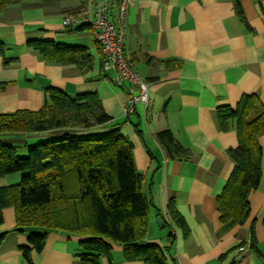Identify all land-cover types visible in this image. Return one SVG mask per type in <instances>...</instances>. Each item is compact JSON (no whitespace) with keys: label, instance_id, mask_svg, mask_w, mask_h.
Masks as SVG:
<instances>
[{"label":"crops","instance_id":"obj_1","mask_svg":"<svg viewBox=\"0 0 264 264\" xmlns=\"http://www.w3.org/2000/svg\"><path fill=\"white\" fill-rule=\"evenodd\" d=\"M91 2L23 0L0 11V42L8 48L0 54V112L40 109L49 86L70 95L98 92L111 124L118 123L134 144L143 191L152 202L146 241L163 247L169 264H264V134L262 178L248 197L250 217L243 224L228 225L217 203L235 165L228 150L238 145L235 127H224L218 109L235 107L244 94H256L264 103V0H240L245 22L232 0H134L127 15L124 54L148 82L150 100L138 104L130 116L125 112L130 83L117 85L116 70L103 68L104 54L93 28L62 26L64 16L81 14ZM30 39L86 46L94 65L46 61L27 46ZM164 129L191 149L192 157L169 159L156 138ZM19 181V174L6 175L0 177V186ZM171 201L184 217L187 233L173 224ZM3 216L0 264H30L21 247L29 244V230L42 228L18 230L14 207L4 208ZM252 229L258 250L251 246ZM82 240L60 229L49 230L44 248L32 251V262L92 264L78 256ZM111 247L110 256H101L99 264H150L142 257L127 258L122 244Z\"/></svg>","mask_w":264,"mask_h":264},{"label":"trees","instance_id":"obj_2","mask_svg":"<svg viewBox=\"0 0 264 264\" xmlns=\"http://www.w3.org/2000/svg\"><path fill=\"white\" fill-rule=\"evenodd\" d=\"M21 1L0 0V11ZM232 1L245 22L240 0ZM27 46L46 61L81 68L94 65L86 46L48 39H30ZM7 49L0 42V54L5 55ZM218 116L224 127L232 123L238 134V145L228 150L235 165L217 197L218 209L224 223L243 224L250 217L249 194L262 178L264 103L256 94H244L235 107H220ZM112 122L98 92L70 95L55 86L44 89V102L38 110L0 112V136L46 132L58 136L24 145L0 139V177L20 175L18 183L0 186V225L3 209L14 207L18 230L42 228L29 230V244L21 247L30 264L32 251L44 248L52 229L83 236L78 256L92 264H99L101 256H110L112 243L122 244L129 259L142 257L150 264H169L164 248L146 241L152 202L143 191L134 144ZM156 138L169 159L193 155L170 129L157 132ZM168 212L173 224L187 233L186 221L172 201ZM257 243L252 229L251 246L256 250Z\"/></svg>","mask_w":264,"mask_h":264},{"label":"built area","instance_id":"obj_3","mask_svg":"<svg viewBox=\"0 0 264 264\" xmlns=\"http://www.w3.org/2000/svg\"><path fill=\"white\" fill-rule=\"evenodd\" d=\"M133 3L134 0H92V8L89 6L81 14H68L62 19L64 28L92 27L104 54L103 68L116 70L114 81L117 85L130 83L126 115L133 114L138 104L147 105L150 100L148 82L132 69L124 54L127 15Z\"/></svg>","mask_w":264,"mask_h":264},{"label":"rangeland","instance_id":"obj_4","mask_svg":"<svg viewBox=\"0 0 264 264\" xmlns=\"http://www.w3.org/2000/svg\"><path fill=\"white\" fill-rule=\"evenodd\" d=\"M61 131V130H60ZM37 135V134H36ZM60 136V135H59ZM35 137V136H33ZM58 136H44V137H37L36 138H28V137H17L15 139H11V138H7L5 136H0V139L7 143V144H13V145H24L26 143L28 144H38V143H44L46 142L47 140H51V139H55L57 138ZM22 138H25V139H22ZM28 138V139H27Z\"/></svg>","mask_w":264,"mask_h":264},{"label":"water","instance_id":"obj_5","mask_svg":"<svg viewBox=\"0 0 264 264\" xmlns=\"http://www.w3.org/2000/svg\"><path fill=\"white\" fill-rule=\"evenodd\" d=\"M158 221L160 222V221H161V219H160V218H158Z\"/></svg>","mask_w":264,"mask_h":264}]
</instances>
